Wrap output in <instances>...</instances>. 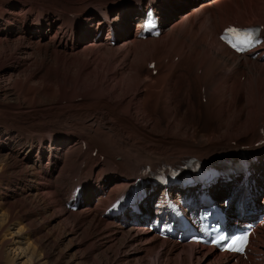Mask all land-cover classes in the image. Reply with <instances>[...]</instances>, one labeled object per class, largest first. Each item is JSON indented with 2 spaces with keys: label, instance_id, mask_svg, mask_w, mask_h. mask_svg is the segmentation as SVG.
Wrapping results in <instances>:
<instances>
[{
  "label": "bare ground",
  "instance_id": "obj_1",
  "mask_svg": "<svg viewBox=\"0 0 264 264\" xmlns=\"http://www.w3.org/2000/svg\"><path fill=\"white\" fill-rule=\"evenodd\" d=\"M88 1L79 0L73 8L50 7L42 12L38 3L30 7L27 0H0V53L10 43L24 51L19 54H25L11 71L25 69V57L35 49L40 54L51 55L58 67L67 70L59 92L61 98L70 101L60 109L57 117L60 123L67 118L81 122L62 130L41 131L35 146L37 160L31 164L32 175L42 180L46 178L44 190L58 204L62 205L65 194L59 190L60 183H67L70 191L75 183L73 179H81L84 194L74 211L92 219L99 207L103 211L115 196L129 187L132 177L144 163L172 164L190 156L217 158L215 154L235 151L238 144L251 146L258 140V130L264 124V60L260 62L259 55L250 58L231 53L217 40V35L231 21L264 26V0H166L164 9L169 6L170 9L160 13V33L155 38L143 39H138L131 31L135 7L131 3L138 0H93L91 5ZM69 12L75 15L69 17ZM114 25L117 27L114 39H108L105 34V39L98 41L100 32ZM33 38L38 39V43L31 45L28 40ZM86 39L90 41L80 48V43ZM24 42L28 46H24ZM91 52L97 60L88 63L87 56ZM151 61L154 67L149 70L146 65ZM121 62H125L123 67L118 66ZM73 64L83 70L81 78L73 77L70 67ZM152 70H155L154 75ZM39 72L44 74L46 70L40 66ZM104 74L111 75L110 80H105ZM177 79L183 80L184 101L196 111V122L202 120L200 112L205 110L208 112L204 114L214 115L216 128L195 129L186 141L177 138L158 141L145 131V125L138 127L132 122L130 111L136 118L137 115L148 117L149 127L157 131L159 127L149 117L164 113L165 129L162 127V130L168 136L174 135L179 125L182 126V122L174 118L177 106L174 105L173 88ZM74 91H77L76 96L66 95ZM189 93L196 97L194 105ZM75 97L83 98L82 103L73 102ZM97 116L99 121H96ZM45 137L51 141L47 151L42 146ZM232 141L235 144L232 145ZM22 147L16 156L21 163H27L34 146L27 143ZM94 148L97 156L88 155L81 175L78 169L82 156ZM43 151L49 152L48 157L52 159L46 165L41 161ZM261 153L259 164L262 166L258 172L264 173V151ZM59 163L61 167L55 173ZM263 187L264 178L255 183L253 195ZM219 192L221 190L214 191L216 195ZM263 203L252 201L251 209L264 210ZM64 209L62 216L75 218L76 213ZM261 214L264 219V211ZM97 221L102 223L99 233L109 237L107 242L118 237L122 239L120 245L124 251L118 256L122 261L140 260L152 250L161 248L154 257L156 261L174 257L176 264H232L228 259L217 258L209 247L160 240L153 233L138 228L141 223L135 224L125 216L114 220L102 216ZM126 221L131 225L125 226L129 228L124 231ZM13 223L0 214V232L5 234L10 230L8 233L17 239L18 246L14 249L10 240L0 236V264H49L47 254L38 251L23 232L24 228ZM256 247L264 255V242ZM24 255L27 256L25 261L22 260Z\"/></svg>",
  "mask_w": 264,
  "mask_h": 264
},
{
  "label": "rangeland",
  "instance_id": "obj_2",
  "mask_svg": "<svg viewBox=\"0 0 264 264\" xmlns=\"http://www.w3.org/2000/svg\"><path fill=\"white\" fill-rule=\"evenodd\" d=\"M77 1L79 0H27V4L31 7L32 3H38L41 5L40 10L42 11L48 10L50 7L58 9H62L61 7L73 8L75 3H78ZM92 2L93 0H89L88 4H92ZM197 4H199V2ZM193 8H195V6ZM71 13L72 12H69L67 14L70 15ZM111 15L115 16V13ZM101 35L98 41L105 39L103 37L104 34ZM37 41L38 39L36 38L28 40L31 45L38 43ZM88 41L90 40L86 39L84 43H80V48L81 45L88 43ZM23 44L24 46H28L25 42ZM6 47L7 48L0 53V214L6 215L11 223L16 222L19 224L21 229L24 228L23 232L37 247V250L47 254L49 264H176L174 257H162L157 261L154 259L156 254L162 251L161 248L152 250V252L147 253V255L140 260H120L122 258L118 256L124 251L120 245L122 239L118 237L107 242L109 237L106 238V236L98 231V228H100L102 224L97 221V219L100 218L101 207L98 209L99 212L96 210L93 213L95 221L94 218H84L83 215L78 214L72 209L69 210L76 213L75 218L72 216H62L65 212L64 207L61 203L58 204L52 199V196L50 197L49 194L47 195V192L44 190L46 187L44 184L46 178L42 180L39 176L32 175L33 168L31 164L37 160L35 146L38 144V135L41 131L46 130L47 132H52L62 130V128H65L67 125L81 122L79 120L72 121L70 118H67L65 122L60 123L57 117L60 109L66 107L67 102L70 101L67 98H61V93L59 92L60 88L63 86L62 81L66 79L67 70L58 67L55 59L51 55L46 56L45 53L40 54L35 51V49L33 50L35 53L29 51L32 54H28L25 57L27 60L25 69L19 72H15L14 70L11 71L10 68L17 66L16 63L22 61L19 59L20 57L23 58L25 54H19L24 51L19 50V47L16 49L13 44L9 43ZM91 53L87 56L88 63H93L97 60L95 59L96 55L94 56L93 52ZM125 62H121L118 66L123 67ZM40 66L46 70L44 74H40ZM70 67L73 69V77L81 78L83 70L77 68L78 66L75 64ZM4 68L7 70L2 72ZM162 72L165 74L164 70H162ZM113 74H116V72H113ZM110 76L111 75L104 74V79L108 81L110 80ZM56 79L59 81H56ZM182 85L183 80L177 79L174 86L175 88H173V96H175L174 105L177 106V110L174 112V118L179 119L184 128L179 125L178 130L173 133L174 135H166L167 133L165 134L162 130L163 128L165 129L164 123L166 116L162 112H159L156 116L149 117L156 122V127H159L158 131L155 129L152 130L149 127L148 117H140V115H137L139 117L136 118L134 113L131 115V110L130 116L132 122L134 121V124L138 127L146 126L145 131L153 135L158 141H174L175 138L186 141L189 134L192 135L195 129L196 131H200L204 128H216L217 123L214 120V115L211 116V113H209V115L204 114L203 112L205 110L200 112L202 120L200 119L196 122V111L185 103ZM72 94L66 95L76 96L75 94H77V91H74ZM190 97L192 98V105H194L196 97L191 94ZM82 101L83 98L75 97L73 102L82 103ZM110 101L115 102L114 100ZM145 108L149 110L148 106ZM155 110L157 109L155 108ZM135 118L137 120H135ZM96 121H99L98 116L96 117ZM179 131H182L181 135ZM60 132L62 133L65 131ZM44 139V144H47L48 138L45 137ZM27 143L34 146L33 150L30 152V161L27 162L28 164L24 162L21 163V160L16 156L17 153L21 152L22 146H25ZM49 146L50 144L47 148H49ZM216 148L219 150L220 145ZM222 150H220V152ZM95 151L96 150L90 152V156L96 157L97 154ZM43 154L41 161L46 165L49 161L51 162L52 159L48 157L47 152L45 153V151H43ZM152 155L155 156V154ZM215 155H217L218 158L219 154ZM106 156L107 155H105V157ZM84 157L85 155L83 158ZM54 159L57 160L56 158ZM60 167L61 163H59L55 173ZM60 185V188L59 185L57 187L59 190L61 189V192H65L63 196L64 201L68 194L69 186H67L68 184L65 182L60 183ZM263 201L264 198L261 203ZM128 224L129 223L126 221L123 226L124 231L128 230L130 227L131 224ZM125 226L129 227L127 228ZM8 232H10V230L4 232L5 234L0 232V236L4 235V238L10 240L11 247L13 246L14 249L18 248L17 244H15L17 239L12 237ZM18 252H20V249ZM26 259V255L22 256V260L25 261ZM183 264H187V262Z\"/></svg>",
  "mask_w": 264,
  "mask_h": 264
},
{
  "label": "snow or ice",
  "instance_id": "obj_3",
  "mask_svg": "<svg viewBox=\"0 0 264 264\" xmlns=\"http://www.w3.org/2000/svg\"><path fill=\"white\" fill-rule=\"evenodd\" d=\"M229 32L234 36H236L237 43L239 44L247 45L248 43L251 42V36L248 33H244L243 38H241L240 34L237 33L235 29H230ZM233 47H237V44L234 43ZM246 241H247V236H244L243 238L238 240H232L231 244L229 245V249L235 251H242L243 245L246 243Z\"/></svg>",
  "mask_w": 264,
  "mask_h": 264
}]
</instances>
